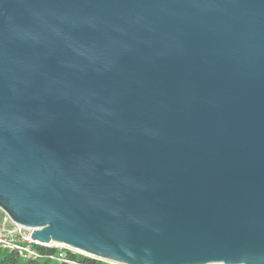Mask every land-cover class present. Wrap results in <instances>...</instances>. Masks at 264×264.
I'll use <instances>...</instances> for the list:
<instances>
[{
    "label": "water",
    "instance_id": "obj_1",
    "mask_svg": "<svg viewBox=\"0 0 264 264\" xmlns=\"http://www.w3.org/2000/svg\"><path fill=\"white\" fill-rule=\"evenodd\" d=\"M0 209L111 264H264V0H0Z\"/></svg>",
    "mask_w": 264,
    "mask_h": 264
},
{
    "label": "built area",
    "instance_id": "obj_2",
    "mask_svg": "<svg viewBox=\"0 0 264 264\" xmlns=\"http://www.w3.org/2000/svg\"><path fill=\"white\" fill-rule=\"evenodd\" d=\"M0 213V247L15 249L19 256L23 258L33 259L39 257V251L33 247L37 243L33 242L30 237L32 229L13 222L1 209ZM49 247L57 248V252L54 255H50L51 258L56 259H63L62 249H69L55 245Z\"/></svg>",
    "mask_w": 264,
    "mask_h": 264
},
{
    "label": "trees",
    "instance_id": "obj_3",
    "mask_svg": "<svg viewBox=\"0 0 264 264\" xmlns=\"http://www.w3.org/2000/svg\"><path fill=\"white\" fill-rule=\"evenodd\" d=\"M40 256L37 258H23L15 249L0 247V264H111L103 260L94 259L79 252L62 249L63 259L51 258L57 252V248L34 244Z\"/></svg>",
    "mask_w": 264,
    "mask_h": 264
},
{
    "label": "rangeland",
    "instance_id": "obj_4",
    "mask_svg": "<svg viewBox=\"0 0 264 264\" xmlns=\"http://www.w3.org/2000/svg\"><path fill=\"white\" fill-rule=\"evenodd\" d=\"M2 213V212H1ZM1 213H0V215H1ZM80 253V252H79Z\"/></svg>",
    "mask_w": 264,
    "mask_h": 264
}]
</instances>
